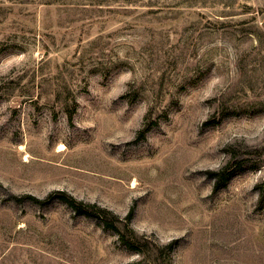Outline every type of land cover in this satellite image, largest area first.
I'll list each match as a JSON object with an SVG mask.
<instances>
[{
	"label": "rangeland",
	"instance_id": "obj_1",
	"mask_svg": "<svg viewBox=\"0 0 264 264\" xmlns=\"http://www.w3.org/2000/svg\"><path fill=\"white\" fill-rule=\"evenodd\" d=\"M261 193L264 0H0V264H264Z\"/></svg>",
	"mask_w": 264,
	"mask_h": 264
},
{
	"label": "trees",
	"instance_id": "obj_2",
	"mask_svg": "<svg viewBox=\"0 0 264 264\" xmlns=\"http://www.w3.org/2000/svg\"><path fill=\"white\" fill-rule=\"evenodd\" d=\"M66 112L68 119H71L74 112V107H69V105H67ZM232 165H233L232 161H229L219 171H208L211 176L215 177V181L213 184L214 190L220 188L221 186H224L228 174L230 172V169L232 168ZM57 193H58V197L63 199L65 202H67V204L70 205L74 209V211L78 214L82 213L86 215H93L97 217L106 218V222H107L106 224L113 226L114 228H117L116 227L117 222H122L125 229L124 231H118L121 241L130 248H134L136 250H143L142 246L146 244V241L142 240L141 238H144V236L142 234H138L129 225V222L133 215L132 208H130V210L128 211L127 215L124 218H120L116 213H114L112 210L106 207L99 206L93 203L83 202L82 200L74 198L72 195H67L64 191L61 190H59ZM263 199H264V193H261L259 195V202H262ZM166 247L168 250L170 251L172 250L171 244H167ZM146 264H158V262L155 263V261L153 260L150 263H146Z\"/></svg>",
	"mask_w": 264,
	"mask_h": 264
}]
</instances>
